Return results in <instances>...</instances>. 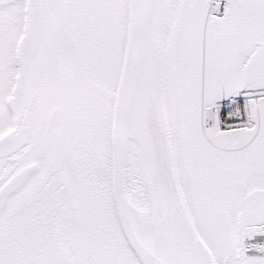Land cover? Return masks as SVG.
I'll list each match as a JSON object with an SVG mask.
<instances>
[{
	"label": "snow or ice",
	"instance_id": "1",
	"mask_svg": "<svg viewBox=\"0 0 264 264\" xmlns=\"http://www.w3.org/2000/svg\"><path fill=\"white\" fill-rule=\"evenodd\" d=\"M0 264H264V0H0Z\"/></svg>",
	"mask_w": 264,
	"mask_h": 264
}]
</instances>
